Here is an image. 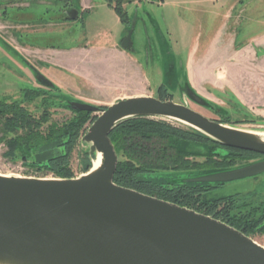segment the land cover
<instances>
[{"label": "rangeland", "instance_id": "obj_1", "mask_svg": "<svg viewBox=\"0 0 264 264\" xmlns=\"http://www.w3.org/2000/svg\"><path fill=\"white\" fill-rule=\"evenodd\" d=\"M118 1L127 13L126 23L114 10ZM159 1L0 0V101L20 103L45 128L80 117L68 107V101L105 110L129 97L151 96L187 106L233 128L264 132V72L255 71L256 64L250 65L253 68H235L227 62L232 47H249L264 61V0ZM71 3L79 13L74 23L65 16ZM227 12H231L230 19L225 18ZM127 37L131 45L125 51L120 42ZM192 58L195 63L206 61L214 68L221 61L228 63L230 77H226L224 66L219 77H210L213 86L209 77H200L203 84H209L206 89L214 99L190 84L186 64ZM236 69L240 71L238 76ZM188 85L207 106L193 103L186 91ZM27 91H34L32 97L25 98ZM99 115L89 116L70 153L68 169L75 178L86 174L84 153L89 147L81 141ZM9 119L0 116V175L55 179L56 175L45 167L49 153L14 147L17 138L30 129L16 126L11 132ZM172 124L188 128L178 122ZM185 148L193 155L188 160L189 168L157 171L148 178L184 182L202 173L249 163L221 147L214 150L217 157L213 159L205 157L209 151L202 146ZM39 161H43L41 167ZM240 197L247 203L238 201ZM189 199L188 205L194 208L191 210L212 218L248 215L254 210L243 205L264 201V174ZM222 202L235 205L237 210H229ZM251 225L256 228L249 237L264 246V222Z\"/></svg>", "mask_w": 264, "mask_h": 264}, {"label": "water", "instance_id": "obj_2", "mask_svg": "<svg viewBox=\"0 0 264 264\" xmlns=\"http://www.w3.org/2000/svg\"><path fill=\"white\" fill-rule=\"evenodd\" d=\"M130 40L120 47L128 51ZM186 91L208 105L189 85ZM68 107L100 114L81 142L90 156L102 155L101 164L94 169L92 159L90 171L73 179L0 175V264H264V246L226 223L116 185L119 156L110 139L135 118L178 122L222 146L264 155L262 137L151 96L105 110L77 101ZM261 174L264 161L175 183L215 186Z\"/></svg>", "mask_w": 264, "mask_h": 264}, {"label": "trees", "instance_id": "obj_3", "mask_svg": "<svg viewBox=\"0 0 264 264\" xmlns=\"http://www.w3.org/2000/svg\"><path fill=\"white\" fill-rule=\"evenodd\" d=\"M114 10L123 23H126L127 13L124 12L121 1H118ZM31 94H34V91H27L25 98L32 97ZM75 113L80 116L75 121L63 124L51 123L42 128L20 103L8 104L0 101V116L10 118L8 129L11 132H15L16 126L30 129L28 134L17 138L14 147L49 153L45 167L51 170L56 175L55 178L58 179L75 178L68 169V160L83 124L91 115L87 112ZM172 122L162 119L135 118L119 124L112 131L110 139L118 156L121 155L122 158L119 161L114 182L120 187L135 190L181 207L194 209L188 205L189 196L199 194L205 185H177L168 181H161V179L158 181L150 180L148 177L157 171L189 168L188 160L193 155L185 148V145L204 147L209 151L205 155L209 159H213L214 156L217 157L214 150L220 148L221 145L193 128L178 127ZM64 139L66 142H62ZM84 157V171L87 173L92 168V159H95V156L92 157L88 152H85ZM38 164L41 167L43 161H39ZM207 215L210 216V214ZM237 217L234 215L227 220H222L213 216V218L219 219L249 236L256 225L236 224L235 219ZM245 217L251 218L252 213Z\"/></svg>", "mask_w": 264, "mask_h": 264}, {"label": "crops", "instance_id": "obj_4", "mask_svg": "<svg viewBox=\"0 0 264 264\" xmlns=\"http://www.w3.org/2000/svg\"><path fill=\"white\" fill-rule=\"evenodd\" d=\"M231 17H232L231 12H227L225 14L226 19H230ZM232 41L235 43L233 39ZM261 43L264 44V38L261 41ZM232 49L234 50V51L232 50L233 54L228 59L229 61L230 59L232 61L231 62L227 61L228 63L233 64L235 68H240L241 65H242L241 67L243 68H247L246 65L250 68H253L251 66H254L256 64V66H254L255 68L257 67L256 69L254 68L255 71L259 72L261 70V72H264V64H263L264 61H260L258 54H255L254 52H252L253 50H251L249 47L245 50L234 49V47H232ZM228 63H226L225 60L224 62L221 61V64L218 67L214 68L211 65H209L206 61L200 64V63H195L193 58L191 60L189 59L186 66H187V74H188L190 84L196 91H203L206 96H211V98L214 99L213 98L214 96L209 94L208 90L206 89V86H209V84L210 86L211 85L213 86L212 84L213 80L210 77H219V74L222 73L221 70L223 69L224 66L226 68V77H230L229 67H227L226 65ZM235 71H236L235 76H238L240 71H238V69H236ZM201 75L205 78L209 77V81H208L209 84L202 83L203 80H201L200 78L202 77Z\"/></svg>", "mask_w": 264, "mask_h": 264}, {"label": "flooded vegetation", "instance_id": "obj_5", "mask_svg": "<svg viewBox=\"0 0 264 264\" xmlns=\"http://www.w3.org/2000/svg\"><path fill=\"white\" fill-rule=\"evenodd\" d=\"M159 2L162 3V0L159 1ZM72 8H73V3H71V10L68 13L65 12V14H66L65 16H66L67 19H70L74 23V22H77L78 21V19H79V13H78V11H75L74 8L73 9ZM126 25L128 26L129 23H127ZM193 103H195V102H193ZM221 148L224 151H226L227 153L232 154L233 156H240V158H245L246 161L249 162V163L244 164L242 166L233 167V168L226 169V170L241 168V167H245V166H248V165H252V164H255V163L264 161V155H261V154H257V153L250 152V151H244V150H240V149H235V148H230V147L222 146V145H221ZM257 177L258 176L253 177V178H257ZM250 179H252V178H250ZM225 185L226 184L215 185V186L205 185V186H203V188H202L201 192L199 193V195L202 194V193H204V192L205 193H208V191H211V190L213 191L214 189H217V188L220 189V188H222ZM245 200L246 199L241 198L238 201H242V203L243 202L247 203V201H245ZM231 201L234 202V203L236 202L235 200H231ZM249 202H250L249 203V206L250 207H247L245 205H243V206L246 207V209L247 208H251L252 211L254 210L253 211L254 213H252V217L251 218H247V217H245L247 214H245V215H243V214H237L238 217L235 219V223L236 224H253V223L258 224V223H263L264 222V201L262 200V201H260L258 203H255L253 201H249ZM222 204H223V206L225 204H227V206H225V207L226 208L227 207H230L229 210H231V211H233L235 209L237 210L236 206L235 205L233 206L231 204L229 205V202H222ZM242 211H243L242 209L239 210V212H242Z\"/></svg>", "mask_w": 264, "mask_h": 264}, {"label": "bare ground", "instance_id": "obj_6", "mask_svg": "<svg viewBox=\"0 0 264 264\" xmlns=\"http://www.w3.org/2000/svg\"><path fill=\"white\" fill-rule=\"evenodd\" d=\"M252 133H255L256 135L262 137L264 139V132H258V131H249ZM97 159V163L94 165V169H97L100 164H101V160H102V155L98 154L97 157L95 158V160Z\"/></svg>", "mask_w": 264, "mask_h": 264}]
</instances>
